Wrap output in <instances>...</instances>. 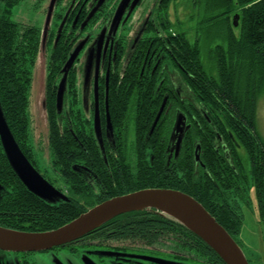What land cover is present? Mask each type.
<instances>
[{
    "label": "flooded vegetation",
    "instance_id": "obj_1",
    "mask_svg": "<svg viewBox=\"0 0 264 264\" xmlns=\"http://www.w3.org/2000/svg\"><path fill=\"white\" fill-rule=\"evenodd\" d=\"M17 1L14 8L22 0ZM52 1L46 29L45 95L54 97L61 153L57 160L52 156L49 127L46 143L41 138L35 141L30 119L23 140L17 142L13 137L52 190L45 197L38 196L10 166L14 174L0 176L2 226L41 228L39 219L44 214L52 215L55 224L64 218V210L85 212L112 197L159 188L166 180L173 184L185 161L182 152L189 147L196 175L205 164L196 158L194 149L199 144L194 133H209L219 122L217 111L196 100L193 62L180 43L178 18L171 11L173 1L166 8L165 0ZM39 38L38 29V48ZM63 77L58 107L57 90ZM217 140L216 148L227 152V140L219 136ZM0 145L3 150L1 141ZM43 146L48 166L41 170L37 154ZM204 177L213 178L210 174ZM227 201L233 205L231 198ZM235 201L242 204L238 197ZM148 213L146 225L129 226L146 229L144 234L96 231L40 251L0 249V264H158L154 260L158 258L193 264L191 256L186 259L187 253L170 246L177 237L158 238V214Z\"/></svg>",
    "mask_w": 264,
    "mask_h": 264
},
{
    "label": "trees",
    "instance_id": "obj_2",
    "mask_svg": "<svg viewBox=\"0 0 264 264\" xmlns=\"http://www.w3.org/2000/svg\"><path fill=\"white\" fill-rule=\"evenodd\" d=\"M165 1V8L170 1L174 5L177 2ZM184 1L186 9L190 10L189 18L195 20L193 43L185 36L186 32L180 29L178 21L182 36L180 43L189 51L193 62L196 80L193 92L200 105H209L218 112L215 118L219 122L209 133H194L196 143L199 144V149L194 151L205 168L196 170V175H193L192 148L184 149L182 158L185 161L181 162L177 181L172 184V180H166L169 182L158 187L172 188L192 196L240 246L238 235L242 214L235 198L248 204V191H252L260 220L264 221V138L257 131L255 118L257 101L264 97V0ZM17 3V0L0 1V109L12 136L19 142L26 136L30 122L29 91L32 66L38 51V29L21 26L12 20V10ZM234 15H237L236 25H233ZM206 54L210 57L208 65L203 63ZM44 106L51 131L50 148L52 156L57 160L61 152L54 97L46 93ZM218 136L227 140V152L216 148ZM9 174L14 172L0 145V176ZM205 174L213 178L204 177ZM223 174H232L233 177L220 178ZM235 175L239 177L234 178ZM143 184L147 187L148 183L145 181ZM230 198L233 205L227 201ZM151 211L158 214V238L165 241L168 236L177 237L170 246L187 253L186 259L191 256V263L225 264L197 235L155 209L133 210L116 215L85 235L109 230L121 236H129L134 232L144 234L148 231L140 227L149 222L148 212ZM82 213L64 210V214L61 213L64 218L58 219L55 224L52 223V215L44 214L39 219L43 226L41 228H18L7 224L0 226L42 232L66 224ZM163 219L171 222L172 227L164 226ZM137 225L140 227L136 229L129 227Z\"/></svg>",
    "mask_w": 264,
    "mask_h": 264
},
{
    "label": "water",
    "instance_id": "obj_3",
    "mask_svg": "<svg viewBox=\"0 0 264 264\" xmlns=\"http://www.w3.org/2000/svg\"><path fill=\"white\" fill-rule=\"evenodd\" d=\"M237 24V15L233 16V25ZM72 57L66 63L69 65ZM66 66L64 68H66ZM63 77L58 85L56 104L60 107L64 87ZM43 107L44 101H43ZM0 141L6 158L29 190L38 196L46 195L52 188L41 178L20 151L6 124L0 109ZM196 158L198 156L196 155ZM50 189V190H49ZM173 204L180 206L181 213L166 211L162 206ZM143 209H155L161 215L172 218L186 229L202 239L221 258L225 264H249L241 247L216 219L192 196L174 189L147 188L125 195L112 197L95 205L75 219L55 229L42 232H28L0 226V249L8 251H40L67 244L84 236L116 215ZM189 215V220L181 216ZM196 222L201 229L192 224ZM161 264H171L161 259H154Z\"/></svg>",
    "mask_w": 264,
    "mask_h": 264
},
{
    "label": "rangeland",
    "instance_id": "obj_4",
    "mask_svg": "<svg viewBox=\"0 0 264 264\" xmlns=\"http://www.w3.org/2000/svg\"><path fill=\"white\" fill-rule=\"evenodd\" d=\"M176 1L171 11L174 15H177L178 21L181 24L180 29L186 32V36L191 41L195 34L193 30L195 20L189 18L190 10L185 7L186 1ZM52 4V0H22L20 4L13 9L11 14L13 20L36 26L40 30L39 48L32 66L28 113L31 125L33 126L35 141L41 138L44 144L48 136V122L43 107L49 54V47L46 42V29L51 21ZM209 61L210 57L208 54L204 55L203 63L208 65ZM255 118L257 131L260 136L264 138V97H260L257 101ZM37 155L40 169H47L48 159L44 146ZM240 208L242 214V225L238 235L240 247L248 259L249 264H264V221L260 220L257 203L252 191H248V204L242 203ZM161 260L171 264H180L165 259ZM157 263L161 264L159 262Z\"/></svg>",
    "mask_w": 264,
    "mask_h": 264
},
{
    "label": "bare ground",
    "instance_id": "obj_5",
    "mask_svg": "<svg viewBox=\"0 0 264 264\" xmlns=\"http://www.w3.org/2000/svg\"><path fill=\"white\" fill-rule=\"evenodd\" d=\"M162 208L164 210H166V211L171 212V213H175V214H180L181 213L180 206H177V205L166 204V205L162 206ZM181 217H182V219H185V220H189V218H190L189 215H183ZM192 226L195 227V228L201 229L202 233L206 234L205 230L201 226H199L196 222H194L192 224Z\"/></svg>",
    "mask_w": 264,
    "mask_h": 264
}]
</instances>
